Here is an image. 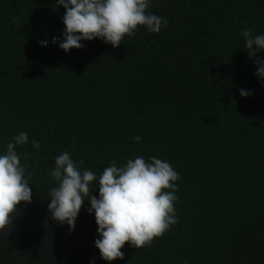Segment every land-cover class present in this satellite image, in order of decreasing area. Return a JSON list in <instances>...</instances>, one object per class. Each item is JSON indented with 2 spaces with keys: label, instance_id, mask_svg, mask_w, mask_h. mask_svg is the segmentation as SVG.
Instances as JSON below:
<instances>
[{
  "label": "trees",
  "instance_id": "obj_1",
  "mask_svg": "<svg viewBox=\"0 0 264 264\" xmlns=\"http://www.w3.org/2000/svg\"><path fill=\"white\" fill-rule=\"evenodd\" d=\"M148 11L167 27L65 53L52 43L65 29L56 0H0V154L26 132L16 151L32 174L31 203L0 230V264H264V80L241 36L264 35V0H152ZM65 151L98 178L113 160L169 162L177 223L104 261L88 198L72 232L50 217Z\"/></svg>",
  "mask_w": 264,
  "mask_h": 264
},
{
  "label": "clouds",
  "instance_id": "obj_2",
  "mask_svg": "<svg viewBox=\"0 0 264 264\" xmlns=\"http://www.w3.org/2000/svg\"><path fill=\"white\" fill-rule=\"evenodd\" d=\"M57 6H63L65 25L63 41L54 37L53 44L67 53L76 48L82 49L81 41L102 39L113 48L121 45L125 36L136 34L138 26H144L149 32L159 33L162 26L167 27L168 20L148 11L152 0H56ZM15 19V17H13ZM244 38L248 58L257 66L255 75L264 80V59L257 54L264 52V35H255L252 29L241 32ZM47 46L48 41H41ZM251 90H240L241 97L251 95ZM136 142L141 137L134 138ZM29 142L26 132H19L6 145V152L0 154V230L14 223L13 213L21 203H31L32 189L29 187L31 172L21 163L17 146ZM33 148L41 145L31 141ZM28 153H24L25 159ZM83 161H75L65 151L55 158V167L51 178L57 186L51 188L48 211L53 221L67 224L69 232L75 230L76 219L85 198L90 207L87 212L94 213L99 238L95 247L101 259L114 261L124 259L121 249L125 244L140 249L150 246L154 238L162 236L171 225L177 223L175 194L178 191L176 181L180 178L169 162L155 156L148 162L142 157L128 159L123 166H117L115 160L104 167L99 178L90 169L81 170ZM27 173V175H26ZM98 180L99 198L90 195V185ZM94 264V260L92 261Z\"/></svg>",
  "mask_w": 264,
  "mask_h": 264
}]
</instances>
